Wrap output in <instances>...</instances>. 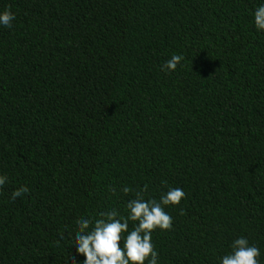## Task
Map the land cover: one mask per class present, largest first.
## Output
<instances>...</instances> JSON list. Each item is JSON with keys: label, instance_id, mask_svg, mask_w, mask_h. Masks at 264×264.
<instances>
[{"label": "trees", "instance_id": "trees-1", "mask_svg": "<svg viewBox=\"0 0 264 264\" xmlns=\"http://www.w3.org/2000/svg\"><path fill=\"white\" fill-rule=\"evenodd\" d=\"M259 2L0 0V264H80L76 220L145 185L185 193L152 232L158 264H217L241 235L264 264Z\"/></svg>", "mask_w": 264, "mask_h": 264}, {"label": "clouds", "instance_id": "clouds-1", "mask_svg": "<svg viewBox=\"0 0 264 264\" xmlns=\"http://www.w3.org/2000/svg\"><path fill=\"white\" fill-rule=\"evenodd\" d=\"M252 26L264 32V0L251 12ZM15 14L9 9L0 10V27L11 28ZM184 60L182 54H172L160 65L164 72H174L177 65ZM8 181V177L0 174V188ZM115 195L116 189L108 187ZM120 191L128 194L129 186ZM147 185L134 192L133 198L124 204L122 213L116 208L101 210L95 215L81 216L74 225L70 248L83 255L80 264H158V252L152 242V232L170 230L172 217L165 211L169 205H176L184 197L179 187H168L158 198L147 196ZM29 192L26 185L15 188L10 199L15 200ZM182 212V209H181ZM131 224V227H130ZM229 251L217 257V264H260V249L246 236L235 237ZM72 264H76L70 258Z\"/></svg>", "mask_w": 264, "mask_h": 264}]
</instances>
